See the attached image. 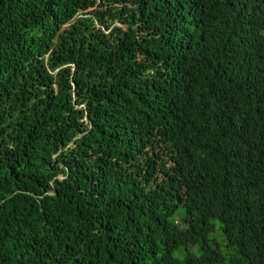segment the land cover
Here are the masks:
<instances>
[{
    "label": "trees",
    "instance_id": "1",
    "mask_svg": "<svg viewBox=\"0 0 264 264\" xmlns=\"http://www.w3.org/2000/svg\"><path fill=\"white\" fill-rule=\"evenodd\" d=\"M0 264H264V0H0Z\"/></svg>",
    "mask_w": 264,
    "mask_h": 264
},
{
    "label": "rangeland",
    "instance_id": "2",
    "mask_svg": "<svg viewBox=\"0 0 264 264\" xmlns=\"http://www.w3.org/2000/svg\"><path fill=\"white\" fill-rule=\"evenodd\" d=\"M80 15H82L81 13H80ZM51 73H52V71H50ZM55 72V71H54Z\"/></svg>",
    "mask_w": 264,
    "mask_h": 264
}]
</instances>
